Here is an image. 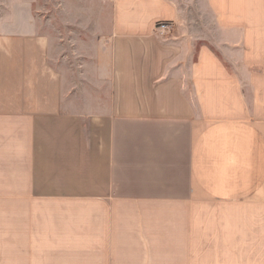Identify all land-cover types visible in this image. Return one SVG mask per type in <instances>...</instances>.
Here are the masks:
<instances>
[{"label":"crops","instance_id":"crops-1","mask_svg":"<svg viewBox=\"0 0 264 264\" xmlns=\"http://www.w3.org/2000/svg\"><path fill=\"white\" fill-rule=\"evenodd\" d=\"M21 20L0 33V264H264V0H113L111 103L86 117Z\"/></svg>","mask_w":264,"mask_h":264},{"label":"rangeland","instance_id":"rangeland-1","mask_svg":"<svg viewBox=\"0 0 264 264\" xmlns=\"http://www.w3.org/2000/svg\"><path fill=\"white\" fill-rule=\"evenodd\" d=\"M23 16L50 37V60L65 80V112L86 117L107 108L110 83L96 68L98 50L113 29V0H0V33L22 24Z\"/></svg>","mask_w":264,"mask_h":264},{"label":"built area","instance_id":"built-area-1","mask_svg":"<svg viewBox=\"0 0 264 264\" xmlns=\"http://www.w3.org/2000/svg\"><path fill=\"white\" fill-rule=\"evenodd\" d=\"M171 28V25L166 22V21H161L158 23L157 25V30L160 32V33H165L167 32L169 29Z\"/></svg>","mask_w":264,"mask_h":264}]
</instances>
